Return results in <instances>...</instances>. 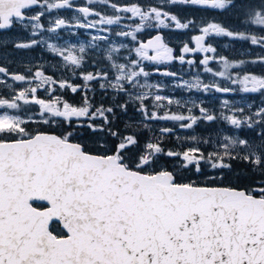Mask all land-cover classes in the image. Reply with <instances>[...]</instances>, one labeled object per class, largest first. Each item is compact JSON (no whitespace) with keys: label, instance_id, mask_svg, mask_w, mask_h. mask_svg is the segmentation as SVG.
<instances>
[{"label":"snow or ice","instance_id":"1","mask_svg":"<svg viewBox=\"0 0 264 264\" xmlns=\"http://www.w3.org/2000/svg\"><path fill=\"white\" fill-rule=\"evenodd\" d=\"M94 3L110 4L117 14L102 15L88 6ZM169 4L218 10L236 7L235 0H165L163 5L147 7L110 0H87L78 7L73 0H0V45L9 44L3 34L10 30H30L31 36H39L45 30L41 18L59 9H75L84 20L74 17L72 23L57 15L49 21L47 32L76 27L108 33L91 36L92 44L87 46L98 47L96 41L108 45L103 55L107 67L80 73L82 85L54 79L40 67L34 73L28 69L26 75L0 66V75L28 85L13 90L11 98L0 96V264H264V106L249 116H244V108L231 106V115L222 113L219 117L233 129L246 126L255 132L253 126H258V144L240 135H223L207 153L198 146L166 150L161 139L149 140L142 154L127 156L130 147L139 143L137 135L113 130V120H119L116 109L126 113L133 104L144 120L176 121L180 128L191 129L200 120L218 119L195 103L200 116L191 114L190 108L189 115L171 111L161 114L168 105H184L158 94L162 85L149 82L153 73L147 70L148 63L178 60L193 65L196 59L186 56L204 53L199 63L205 72L239 85L241 92L264 96V74L244 69L248 64L264 66V54L251 60H229L215 55L217 49L206 42L209 37L222 36L250 41L264 50V36L208 22L191 38L195 46L184 43L177 56L159 30H184L195 26V21H182L166 11ZM244 7L246 22L264 31V0ZM93 15L99 19L87 21ZM125 19L132 21L124 26L127 30L100 28L121 25ZM150 28L158 31L140 40L138 34ZM113 35L130 38L134 46L116 45L111 40ZM40 43L41 39L32 38L12 46L32 49ZM47 47L62 57L66 67L74 68L82 66L87 51L84 44L61 48L48 43ZM121 50L128 55L117 58ZM211 61L219 63L221 70L209 67ZM232 69L239 71L233 73ZM155 72L177 76L167 68L162 71L157 67ZM0 84L12 88L4 80ZM91 84L127 99L108 107L95 106L85 92L83 104L76 106L54 96L57 87L76 93L93 90ZM176 86L219 93L237 90L219 83L205 84L199 77ZM40 89L50 98H41ZM149 99L155 110L149 111ZM222 103L230 107L228 100ZM30 105L38 106V116L31 114L26 107ZM29 124L55 125L62 130L59 134L30 130ZM131 127L126 124L124 131ZM81 128L84 132L78 131ZM172 132L171 128L160 129L161 137ZM190 139L196 141L197 137ZM161 157L174 161L171 170L159 164Z\"/></svg>","mask_w":264,"mask_h":264},{"label":"flooded vegetation","instance_id":"2","mask_svg":"<svg viewBox=\"0 0 264 264\" xmlns=\"http://www.w3.org/2000/svg\"><path fill=\"white\" fill-rule=\"evenodd\" d=\"M87 0H73L75 6H82L85 5ZM110 3L111 0H110ZM132 4L125 2L123 4ZM95 9V11L100 12L102 15H112L111 10L112 8L109 5L94 3L92 5H88ZM35 11H40L39 8H36ZM57 15L64 17L65 19L75 23L74 17H79L81 20H84V17L75 11V9H59L53 10L51 13H45V16L41 18V23L44 25L45 30L41 32L39 36H31L30 30H10L7 33H4V37L7 38L9 44L7 46L0 45V66L6 67L10 73H22L29 75L28 69H31V72L34 73L37 67L43 69L46 75L52 76L54 79L57 80H68L69 82L77 85H82L84 81L82 80L80 73L82 72H96L99 71L101 68H106L108 62L103 59V55L106 51L108 45L101 41H96L95 43L98 47H87L92 44L91 41V33L98 32V35H108V33H104L102 30L98 29H85V28H66L57 30V32L51 33L47 32L46 29L50 27V20H53L57 17ZM122 16H128L130 14L126 13H119ZM99 17L93 15L87 18V21L97 20ZM86 21V22H87ZM194 21V20H193ZM138 22V19H137ZM203 24L208 22H217V21H206L202 19L200 21ZM132 23L131 20L125 19L121 22V25H102L100 28L109 27L112 29L113 32H118L121 30H127L125 25ZM220 23V22H217ZM221 24V23H220ZM223 25V24H222ZM225 27V26H224ZM232 31L236 32H245L244 29L236 30L234 26L229 28ZM169 32L175 31L179 35V37L170 34L172 36L173 42L164 34L165 40L169 42L170 46L173 47L176 52L175 54L178 56L180 55V49L182 48L184 43H189L190 47L195 46V42L191 40V38L195 35L200 34L199 29L193 31L192 28L184 29V30H177V29H164ZM158 30L155 28L146 29L144 33L138 34V38L140 40H147L150 35H155ZM190 31L194 33L191 34ZM181 32V33H180ZM196 32V33H195ZM246 33H253L257 36H264V31H261L259 26L252 25L250 27V31H246ZM41 39L42 43L36 45L32 49H16L12 46L13 42L24 41L27 42L30 39ZM112 40L118 38V40H122L123 37L118 36H111ZM128 41L129 46H134L132 42H130V38H124ZM177 40V41H176ZM207 43H211L216 49L217 52L215 55L226 56L230 57L233 55L232 51L236 48V52L238 51V47L242 50V55H247L250 59H255L256 55L264 54V50L261 49L258 45H252L250 41H244L241 45L236 44L233 42V39H225L221 37H209L206 40ZM229 42V45L226 43ZM52 43L57 45L61 48H67L72 45L79 47L80 44H84L87 47V51L84 54V62L80 68H74L73 66H65V62L63 61L62 57L58 56L57 54L51 52L47 44ZM260 47V48H258ZM128 53L126 50H121L119 54H117V58L127 56ZM204 53H195V54H188L186 59H193L195 58L197 63L200 66H196L195 64L188 65V64H181L178 60L172 61L170 64H161L155 65L150 64L148 62V68L150 72L153 74L149 77V82L152 84H165L162 86L161 91L166 92L168 94H174V92H170L172 88H175L174 82H169L172 80H181V81H190L191 77L194 75H203V83L205 84H213L219 83L222 87H232L237 89L235 92L231 93H219L215 90H210L208 92H204L198 89L186 90L185 92L180 90L175 93L177 98H182L184 100V106L178 107L175 105H171L166 109H162L161 114L165 110L174 112V113H183L184 115H189L188 109H192L191 114L200 116L199 108L194 107L193 104L202 105L203 107L207 108L210 113L215 114L218 119L212 122L200 120L196 125L193 126L191 129L180 128L179 123L176 121H147L144 120L141 114L136 110V106L130 105L129 111L131 112L128 120H122V129L125 128L126 124H131L139 128L142 132H144L147 136V142L151 140L152 142H157L159 140H164L167 137L168 141L173 144L174 150H184L187 147H200L202 151L211 152L215 149L216 141L222 137L223 135H240L241 138H248L250 141L258 144V134L260 133L261 129L258 126H253L255 132L252 129L247 128L246 126L242 129H233L231 125H229L225 120L220 119L219 117L221 114L231 115L232 112L230 110L231 106L236 108H244V116L253 115V113L261 106H264V96H261L259 93H244L239 91V85H232L228 80H225L220 77L214 76L212 73L202 72L203 65L199 63V60L203 58ZM212 55V54H209ZM232 58V57H230ZM123 62V60L121 59ZM180 65H177V64ZM210 66L215 65V61H211ZM160 68L162 71L167 68V70L177 73L176 77H168L163 76L159 73L155 72L156 68ZM217 67L213 66L214 71H219L220 69H216ZM246 71L253 72L258 75L264 74V66L262 67H254V65H249L244 67ZM233 73L239 71V69H232ZM243 74V73H241ZM0 80H4L6 84H11L12 88H6L5 84H0V96H4L6 98H11L13 90H19L20 87H27V84L23 82H16L11 80L10 77H6L0 75ZM34 86V85H33ZM90 87L93 90H78L76 93H73L70 89H60L56 88L54 96H60L62 99L68 101L69 103L80 106L83 104V96L85 92L91 103L95 106H99L103 104L105 107H108L110 104V91L108 90L105 92L104 90L100 89L98 85L91 84ZM177 87V86H176ZM155 91V90H153ZM1 92H3L1 94ZM38 95L41 98L49 99L50 96L48 93L44 92L43 89L38 91ZM54 96L52 98H54ZM122 103L127 99V97H119ZM228 100L230 107L225 108L223 107V101ZM149 106V111L155 110L153 105V100L149 99L147 101ZM250 106V107H249ZM27 108L31 109V113L34 116H38V110L34 107V105L26 106ZM124 113V112H122ZM255 119H259L255 117ZM100 121H97L99 123ZM144 124H147V127H143ZM52 132H56L57 134L60 133L62 129L57 128L55 125L49 126ZM162 128H171L173 132L169 135L161 137L160 129ZM80 132H84V129H78ZM133 133L132 131H130ZM247 134V135H245ZM197 137L196 141L190 139V137ZM85 141L88 143L91 141L87 140V137H84ZM209 141V143H203V141ZM79 142V141H77ZM146 142V143H147ZM145 143V144H146ZM211 170V169H208ZM214 174V173H213Z\"/></svg>","mask_w":264,"mask_h":264},{"label":"trees","instance_id":"3","mask_svg":"<svg viewBox=\"0 0 264 264\" xmlns=\"http://www.w3.org/2000/svg\"><path fill=\"white\" fill-rule=\"evenodd\" d=\"M111 2L116 3V4H123L125 2H128V3L130 2L132 4L138 3V4H141L145 7H147L148 5H154V6L163 5L165 3V0H154V1H152V0H111ZM235 3H236V7L235 8H229L228 10H218V9H211V8L193 7V6H184V5H171V4L167 5L165 10L175 13L176 15H178L181 18L182 21L194 20L195 26H193L191 28L193 31L197 30L196 32H198L199 27L203 24L200 22L202 19L204 20V22L210 21V20L220 22L221 24H223V26H225L227 28L234 26V29H236V30L244 29L245 32L247 30L250 31L251 24L246 22L248 19V17L245 14L247 11V8L244 6H246L249 3L258 4L259 0H235ZM159 31L163 32L171 40V42H173V40L171 39L172 36L170 37L171 33H172V35L179 37L178 36L179 34L175 31L169 32V31L164 30V29H160ZM193 31H190L191 34L194 33ZM236 41H237L238 45H241L244 42V41H240V40H233L234 43H236ZM258 48H260V47H258ZM238 51L240 52L241 48ZM258 55H260V54H258ZM258 55H256V57ZM231 57L233 59H236V60H241V59L251 60L249 56L242 55V54H237L235 58H234V56H231ZM177 65H180V64L178 63ZM195 65L197 66L198 64H195ZM249 65L250 64L244 65V67H247ZM198 66H200V65H198ZM254 67H256V70H257V67H262V66L257 64V65H254ZM2 93L3 92H1V94ZM109 97L111 100L109 106H112L113 103H122L121 99H119V97L115 96V93L112 90L110 91ZM36 109H38V108H36ZM116 112L119 115V120L118 121L113 120V124L115 125V127H113V130L114 131H117V130L121 131V133L124 135H126L130 131H132L133 133H135L137 135V139L139 141L138 145L131 146L130 149L125 153V155L133 156V155L142 154V152L144 150L145 143L148 140L146 134L135 126H132L127 132H125L124 131L125 128L122 129V120L123 121L128 120L131 112L129 111V109L126 113H122L120 109H116ZM28 128L30 130H34V129L39 128V129L44 130V131H52L49 129V127L47 125L29 124ZM109 140L111 142H116L112 138H109ZM89 143H91V142H89ZM162 146L166 150L169 148H171V149L173 148V144L168 141L167 137L164 138ZM173 163H174V161L171 158H167V157H161L159 160L160 165H167V166H169L170 170H171V165ZM240 167L243 168V165H241ZM208 172L210 174L214 173L213 170H208ZM242 183L246 184V183H248V181L243 180Z\"/></svg>","mask_w":264,"mask_h":264},{"label":"rangeland","instance_id":"4","mask_svg":"<svg viewBox=\"0 0 264 264\" xmlns=\"http://www.w3.org/2000/svg\"><path fill=\"white\" fill-rule=\"evenodd\" d=\"M152 1H154V0H152ZM111 14L112 15H114V14H117V13H115L114 12V10L112 9L111 10ZM99 33L98 32H95V33H91V35L93 36V35H98ZM253 34V33H252ZM223 38H225V39H231V38H228V37H223ZM111 40H112V38H111ZM112 42H114L116 45H119L120 43H125V44H128V41L126 40V39H124V38H122V40H118V38H115L114 40H112ZM226 45H229V42H227L226 43ZM237 54H242V51L240 52V53H237L236 52V48H234L233 49V51H232V54H230V55H233L234 56V58L236 57V55ZM226 57V56H225ZM231 57V56H230ZM230 57H227L229 60H236V59H233V58H230ZM120 62H122L121 60H120ZM209 67H211V68H213V66L214 67H217L216 69H220L221 70V65L219 64V63H217L216 61H215V65H212V66H210V65H208ZM203 69H204V66H203ZM202 72H205L204 70L202 71ZM196 77H199V79L203 82V79L202 78H204V76L203 75H194V76H192L191 77V79H190V81H192L194 78H196ZM169 82H174V84H172V85H174L175 86V88H172L171 90H170V92H174V94H168V93H166V92H162V91H160L158 94L159 95H161V96H165V97H170V98H172L173 100H179V101H181V104L183 105L184 104V100L182 99V98H177V96L175 95V93L177 92V91H180V90H182V91H186L187 89H185V88H182V87H176V85H178V84H180L182 81L181 80H172V81H169ZM162 86H164V85H166V83L165 84H161ZM172 105H175V104H172ZM171 105H168V106H166L164 109H166V108H168V107H170ZM175 106H177V105H175ZM37 107V106H36ZM38 108V107H37ZM163 109V110H164ZM165 111H168V110H165ZM32 114V113H31Z\"/></svg>","mask_w":264,"mask_h":264},{"label":"water","instance_id":"5","mask_svg":"<svg viewBox=\"0 0 264 264\" xmlns=\"http://www.w3.org/2000/svg\"><path fill=\"white\" fill-rule=\"evenodd\" d=\"M163 34V33H162Z\"/></svg>","mask_w":264,"mask_h":264}]
</instances>
